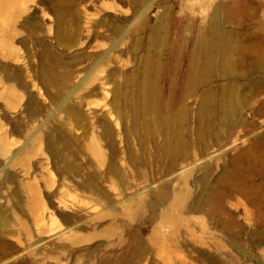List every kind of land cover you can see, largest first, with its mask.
Segmentation results:
<instances>
[{
	"label": "rangeland",
	"instance_id": "obj_1",
	"mask_svg": "<svg viewBox=\"0 0 264 264\" xmlns=\"http://www.w3.org/2000/svg\"><path fill=\"white\" fill-rule=\"evenodd\" d=\"M4 168L0 264H264V0H0Z\"/></svg>",
	"mask_w": 264,
	"mask_h": 264
},
{
	"label": "bare ground",
	"instance_id": "obj_2",
	"mask_svg": "<svg viewBox=\"0 0 264 264\" xmlns=\"http://www.w3.org/2000/svg\"><path fill=\"white\" fill-rule=\"evenodd\" d=\"M65 118V117H64ZM14 157L15 156H13L12 157V160L14 159ZM11 160V161H12ZM6 166H7V164H6ZM6 168H4V169H2V171H0V175H1V173L5 170ZM60 205H65L64 204V202L62 201V200H60L59 202H58ZM83 211H85V212H87V210H83ZM48 216H49V212H48V208L46 207V206H44V211L41 213V215H40V222H45V224H46V219L48 218Z\"/></svg>",
	"mask_w": 264,
	"mask_h": 264
}]
</instances>
